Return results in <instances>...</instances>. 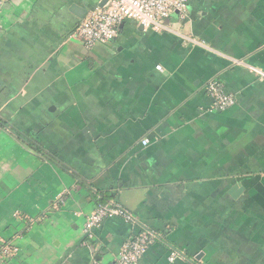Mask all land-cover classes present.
Here are the masks:
<instances>
[{
    "label": "crops",
    "instance_id": "crops-1",
    "mask_svg": "<svg viewBox=\"0 0 264 264\" xmlns=\"http://www.w3.org/2000/svg\"><path fill=\"white\" fill-rule=\"evenodd\" d=\"M100 3L2 7L0 264H112L143 227L160 238L139 264H264V0H190L178 33L126 21L88 50L73 33ZM103 197L137 224L89 238Z\"/></svg>",
    "mask_w": 264,
    "mask_h": 264
},
{
    "label": "built area",
    "instance_id": "built-area-1",
    "mask_svg": "<svg viewBox=\"0 0 264 264\" xmlns=\"http://www.w3.org/2000/svg\"><path fill=\"white\" fill-rule=\"evenodd\" d=\"M4 2L5 0H0V15ZM189 4L190 0H108L104 6L99 5L89 11L77 26L73 37L80 39L84 46L91 50L98 44L105 45L114 42L119 37L121 25L126 21L136 22L145 30H152L160 34L178 33L173 26L175 14L178 15L177 20H185L188 16ZM157 68L162 70L161 66ZM254 70L262 77L264 76L263 72ZM207 91L214 100L217 110L225 111L236 103V98L227 94L220 82H211ZM143 144L147 145L148 140H144ZM113 217L123 218L127 224L133 226L137 224V219L132 213L114 202H109L99 205L95 212L88 217L85 223V233L91 238L94 229ZM158 238L160 236L155 231L143 227L140 232L124 243L119 257L112 264H139ZM17 252L18 249L12 244L1 245L0 263L12 259ZM182 258L184 255L181 252L173 251L170 261ZM94 264L103 263L96 262Z\"/></svg>",
    "mask_w": 264,
    "mask_h": 264
},
{
    "label": "water",
    "instance_id": "water-1",
    "mask_svg": "<svg viewBox=\"0 0 264 264\" xmlns=\"http://www.w3.org/2000/svg\"><path fill=\"white\" fill-rule=\"evenodd\" d=\"M107 1L108 0H102V2L100 3V6H104L106 3H107ZM175 17H178V15L177 14H175ZM243 187L240 185V184H238L237 186H235L232 190H231V195L233 196V197H237L240 193H242V191H243Z\"/></svg>",
    "mask_w": 264,
    "mask_h": 264
},
{
    "label": "trees",
    "instance_id": "trees-1",
    "mask_svg": "<svg viewBox=\"0 0 264 264\" xmlns=\"http://www.w3.org/2000/svg\"><path fill=\"white\" fill-rule=\"evenodd\" d=\"M0 125H4V122L1 119H0ZM100 202L101 204H105L108 203L109 201H107V199L103 197L100 199Z\"/></svg>",
    "mask_w": 264,
    "mask_h": 264
}]
</instances>
